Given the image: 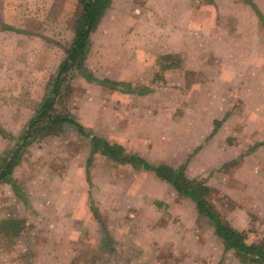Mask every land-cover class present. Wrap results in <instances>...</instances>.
I'll use <instances>...</instances> for the list:
<instances>
[{
  "label": "rangeland",
  "instance_id": "374dc122",
  "mask_svg": "<svg viewBox=\"0 0 264 264\" xmlns=\"http://www.w3.org/2000/svg\"><path fill=\"white\" fill-rule=\"evenodd\" d=\"M80 12L79 0H0V157L19 156L0 179V264L36 261L42 231L62 230L42 218L78 202L67 216L86 220L90 196L103 204L107 222L106 204L126 218L113 224L133 235L123 264H246L225 250L194 202L168 196L169 185L152 172L94 151L75 125L23 143ZM169 53L184 71L158 62ZM83 64L97 81L74 69L57 112L127 154L184 166L188 178L209 187L223 220L264 245V0H113ZM10 219L24 220L18 245L3 222ZM84 226L74 221L72 234ZM89 228L73 247L94 253L102 230ZM98 264L121 262L102 255Z\"/></svg>",
  "mask_w": 264,
  "mask_h": 264
},
{
  "label": "trees",
  "instance_id": "16d2710c",
  "mask_svg": "<svg viewBox=\"0 0 264 264\" xmlns=\"http://www.w3.org/2000/svg\"><path fill=\"white\" fill-rule=\"evenodd\" d=\"M113 0H79L81 12L75 25V36L71 45L66 49V58L60 64L58 72L50 84V88L43 100L40 109L30 120V125L23 133V143L30 137V142L36 132L48 129L55 132L65 124H73L79 132L91 139L94 151H99L104 156L120 164H129L136 169H145L154 172L161 179L169 182L175 187L180 195L191 198L196 204L198 212L207 217L213 225L216 234L223 240L227 249H233L236 256L243 262H255L264 264V245L247 242V236L229 225L216 212L212 204L209 203V187L204 181L190 179L186 176L184 166L172 167L167 164H152L137 154H127L125 148L116 142H110L92 132H87L70 114L57 112L59 97L63 96L64 86L69 79L70 73L76 69L86 75L89 80L94 79L90 72L84 67V61L91 45V34L98 26L100 20L111 6ZM166 60H173L171 55L164 57ZM110 82L107 80L106 83ZM149 88L148 90H150ZM146 93V92H145ZM47 126H45V125ZM24 145V144H23ZM20 148L16 152H19ZM19 158V156H17ZM17 158L13 155L0 157V179L6 177L13 170ZM23 221L20 219H10L3 221L7 228L11 229L10 238L19 236L22 231Z\"/></svg>",
  "mask_w": 264,
  "mask_h": 264
},
{
  "label": "crops",
  "instance_id": "0c3cea01",
  "mask_svg": "<svg viewBox=\"0 0 264 264\" xmlns=\"http://www.w3.org/2000/svg\"><path fill=\"white\" fill-rule=\"evenodd\" d=\"M247 12L254 19L256 18V14H254V11L247 9ZM168 55H171L174 58L173 60L172 59L168 60L172 64V65H170V68H174L175 70H173V71H176L177 69H179L180 71L181 70L184 71V69L181 65V60H180L179 55L174 54V53H169ZM164 57L159 56L158 62L162 63L163 60H166V59H164ZM164 71L165 70H163V72ZM137 155L141 156L142 158L146 159L148 162H150L152 164H158V165L159 164H167V165H170V166L175 167V168L182 166V165L174 166V165L169 164L165 161H161L159 163H156V162H153L150 159L142 156L141 154H137ZM115 163H117V162H115ZM118 164L119 165H129V164H120V163H118ZM136 170L148 171L145 169H136ZM149 172H152V171H149ZM152 173L159 181H161L162 183H165L166 185H169V191H166L168 196L174 195L175 193L177 195H180L179 192L175 189V187L173 185H171L169 182L158 177L154 172H152ZM220 189H222L226 193H228V191L225 188H220ZM180 196L184 197L185 199L186 198L190 199L191 202H194L191 198H189L187 196H184V195H180ZM77 203L78 202H75L74 204H68V206H65L64 209L59 208L58 215H56L55 219L52 217L51 218H49V217H46V218L43 217L42 218L44 220V222H51V220H53L57 223L60 222V225L62 226V230L60 233L58 232V233H55L54 235L50 229L48 231H46V230L42 231V233H41V235H43V238H41L42 241L41 242L37 241L34 248H33V252L37 254L36 256H38V258H36V261H33L32 264H98L99 257L102 255H106L109 258H111V257L119 258L121 264H123V261L125 260V258L127 256V249H128L127 246L132 245L131 244V237L133 235L129 236L125 232L124 227L114 226L113 224L116 220H118L119 222H121V224H123V222L126 219L125 216H123L118 209H115V208H117L116 206H114L112 204L111 205L106 204L110 209H112V215L111 214L109 215L110 218H108V222H107L103 216V212L105 211L102 209V206H101L103 204H99L97 202H94V198H92L90 196L89 202H86V206L90 211V216H88L86 220H73L71 217L67 216V211L70 207H72L73 205L75 206V204H77ZM159 203H162V202L160 201V202L156 203V205L159 206L160 205ZM32 205L36 206V203L32 202ZM53 207L54 206H52L51 209H53ZM200 216L207 219L208 223L210 225H212L210 220L207 217H205L201 214H200ZM74 221H76V222L80 221V223H84V225H86V227L84 226L80 231H78L76 233V236H75V234H72L74 232V230H76L73 227ZM94 224L99 225V228H101V230H102V234L100 233V238H101L100 240L102 242L99 239H97L98 240L97 243H100V244L99 245L97 244L95 252L94 253L91 251L85 252L83 250H78V249L74 248L73 247L74 242L80 238L82 239L83 235H81V234L88 233L87 231L91 230L89 228V226L92 225V227H93ZM214 231H215V229H214ZM215 234H216V232H215ZM53 236H55L56 238L58 237L57 238L58 239L57 244H55L56 242H55ZM90 237H92V235H90ZM12 239H16V244L18 245L19 240L17 241V239H19V236H16ZM51 241H53V242H51ZM222 242H223V240H222ZM54 244L57 245L58 247H55ZM222 244H223L225 250L234 251L233 249H227L225 247L224 242ZM26 247L28 249H30L28 247V245H26ZM234 254L236 256L235 251H234ZM82 255H90V261L88 263L82 262V260H81ZM59 256H64L63 260H61V258H59ZM237 259L240 260L238 257H237Z\"/></svg>",
  "mask_w": 264,
  "mask_h": 264
}]
</instances>
